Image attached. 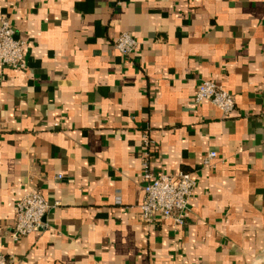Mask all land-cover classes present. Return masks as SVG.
Here are the masks:
<instances>
[{"label":"crops","instance_id":"1","mask_svg":"<svg viewBox=\"0 0 264 264\" xmlns=\"http://www.w3.org/2000/svg\"><path fill=\"white\" fill-rule=\"evenodd\" d=\"M3 14L27 47L22 68L0 66L1 254L264 264V0H0ZM124 31L138 41L127 56ZM204 80L233 96L229 116L194 103ZM143 133L155 174L194 179L182 224L138 218ZM27 192L58 204L12 240Z\"/></svg>","mask_w":264,"mask_h":264},{"label":"built area","instance_id":"2","mask_svg":"<svg viewBox=\"0 0 264 264\" xmlns=\"http://www.w3.org/2000/svg\"><path fill=\"white\" fill-rule=\"evenodd\" d=\"M120 4V1L117 2ZM117 51L122 55H129L138 47V41L128 32L120 33L113 42ZM27 47L25 39L14 36V28L8 15L0 16V66L10 68H22L24 66V52ZM193 101L200 104L209 101L223 116H229L235 108V101L221 84L213 81H202L194 91ZM141 140L144 152L141 158L142 175L144 185L143 196L138 204V218L145 223H153L158 217L172 218L178 224L183 223L182 214L187 208L189 196L194 187V179L188 172L179 171L174 174L160 172L155 174L150 167L152 141L147 133H143ZM215 156V152H209L202 163L208 164ZM57 178H61L58 176ZM53 204L37 192H27L15 202L14 226L10 232L12 240L22 236L40 232L45 225L42 217ZM0 264H15L14 260L0 253Z\"/></svg>","mask_w":264,"mask_h":264}]
</instances>
